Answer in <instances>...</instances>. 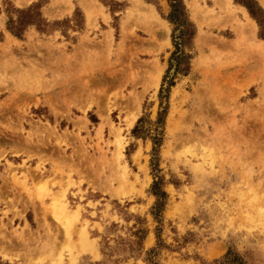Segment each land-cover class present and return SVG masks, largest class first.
<instances>
[{
    "label": "rangeland",
    "instance_id": "rangeland-1",
    "mask_svg": "<svg viewBox=\"0 0 264 264\" xmlns=\"http://www.w3.org/2000/svg\"><path fill=\"white\" fill-rule=\"evenodd\" d=\"M79 1L0 0L7 33L16 9L37 5L45 21L0 49V264H215L229 249L264 264V20L246 0H182L196 34L176 50L166 0H141L158 19L133 0H92L90 19ZM242 10L254 38L238 31ZM174 52L190 57L186 76Z\"/></svg>",
    "mask_w": 264,
    "mask_h": 264
},
{
    "label": "trees",
    "instance_id": "trees-1",
    "mask_svg": "<svg viewBox=\"0 0 264 264\" xmlns=\"http://www.w3.org/2000/svg\"><path fill=\"white\" fill-rule=\"evenodd\" d=\"M149 4H153L157 6L158 0H144ZM168 6L170 8L169 14L165 17L170 24L174 25V31H179V45L173 41V45L175 46L176 50H178L179 46L182 47H191V41L196 34V30L194 25L189 21L185 6L182 0H166ZM239 5L245 7L252 19L258 21L261 24V20H264V11L259 7V5L254 0H246L245 2H237ZM75 9L74 12H76ZM15 12L20 15L15 21L9 19L7 22L6 30L12 34L14 37L21 39L23 32L29 26H38L45 23V21L41 18L40 14V7L37 5L32 4L26 9H16ZM40 30V28H39ZM260 38L264 40V34L260 35ZM175 59H171L175 61V73H181L183 76H186L189 72V59L190 57L183 52L178 55L177 52L173 53ZM173 68L172 63L169 65L167 69V74ZM167 76L165 75V79ZM173 86V84H170ZM162 89V88H161ZM161 92V90H160ZM166 111H161L158 114L157 124L164 125V120L166 117ZM142 122V118L138 119L136 125L131 131V134L136 139L143 138L147 133L142 127L140 128V123ZM161 139L157 137L152 138L153 142V155L155 156L154 159L158 158V149L161 146ZM164 183L163 179L156 178V180L151 185L150 193L155 197V205L153 207V211L155 216L160 217L165 209L166 201L168 199L167 193L164 191ZM157 240H160V236L157 232ZM215 264H247L245 259L237 253H234L232 250H228L227 253L223 256L221 260H216Z\"/></svg>",
    "mask_w": 264,
    "mask_h": 264
},
{
    "label": "bare ground",
    "instance_id": "bare-ground-1",
    "mask_svg": "<svg viewBox=\"0 0 264 264\" xmlns=\"http://www.w3.org/2000/svg\"><path fill=\"white\" fill-rule=\"evenodd\" d=\"M132 1V0H131ZM220 1V0H219ZM222 1V0H221ZM220 1V2H221ZM224 1H227L228 3H229V5H230V1L231 0H224ZM132 2H134L133 3V5H134V7L137 9V11H139L140 13H143L144 15H150V16H152L154 19H158V17H157V15H156V13L154 12V10L152 9V7L149 5V4H147V3H145V2H142L141 0H137V1H135V0H133ZM226 2V3H227ZM28 3V2H27ZM93 1L92 0H80L79 1V5L83 8V10H84V12H86V14H87V16L91 19V8L93 9ZM223 3V2H222ZM95 5V4H94ZM226 5H228V4H226ZM93 11H94V9H93ZM243 11V13H244V15H245V17H246V21H247V24H243L242 26H240L239 27V29H238V31H239V33H240V35L241 36H243V35H247L249 38L250 37H252V38H254V35H255V28H256V25H255V23H254V21L247 15V12H245L244 10H242ZM50 13V12H49ZM203 13V10L201 11L200 10V12H198L197 11V13L195 12L194 13V20H196V22L198 23V24H200L201 23V20H202V14ZM52 14V13H51ZM202 14V15H201ZM48 16H49V14H48ZM203 18H205V16L203 17ZM203 21V20H202ZM157 22H158V20H157ZM152 25V24H151ZM156 26H158V24L156 25ZM153 29H155V34H162V32H163V29L162 28H159V30H156V28L155 27H153ZM153 32V33H154ZM154 36V35H153ZM260 42V41H259ZM264 43V42H263ZM129 103H130V105H132L133 106V108H135V107H137V103H138V98L137 97H133L132 99H130L129 100ZM99 110L101 111V109L99 108ZM136 120V117L135 116H133L132 115V118H131V122H130V127L133 125V123H134V121ZM118 140V139H117ZM119 141V140H118ZM119 144V143H118ZM120 146H118V151L120 150V147H121V143L119 144Z\"/></svg>",
    "mask_w": 264,
    "mask_h": 264
},
{
    "label": "crops",
    "instance_id": "crops-1",
    "mask_svg": "<svg viewBox=\"0 0 264 264\" xmlns=\"http://www.w3.org/2000/svg\"><path fill=\"white\" fill-rule=\"evenodd\" d=\"M115 3V2H114ZM9 33V32H8ZM5 31V22H3V24H0V49L2 48L3 45L7 44V43H13L14 44V40H16L15 42L17 44H25V41L19 40L18 38L12 36L10 33L8 34ZM38 34V33H37ZM25 52V51H23ZM2 58V54L0 52V59ZM20 58V56H19ZM8 87H9V83L6 84V87H3V85H1L0 87V103L6 99L8 97L7 95V91H8ZM44 99H42V97H39V106H43ZM34 109H39V107H33ZM41 108V107H40ZM0 123H4V118L0 117ZM1 130V128H0ZM5 151H8V148H5ZM5 159L7 161L13 162V163H17L19 164L18 160L21 161L23 160L22 154L19 156H15L12 153H6L5 155ZM2 167V168H1ZM6 168L5 166V160L1 159L0 160V177L2 176V171H4ZM1 182H0V186H1ZM87 200L81 202V206H83V210L88 211L89 209H87V204L88 202H86ZM80 205V204H79ZM0 209H3V204H0ZM25 221L27 222V220L25 219ZM24 222V221H23ZM22 221H20V223H23ZM28 223V222H27Z\"/></svg>",
    "mask_w": 264,
    "mask_h": 264
}]
</instances>
